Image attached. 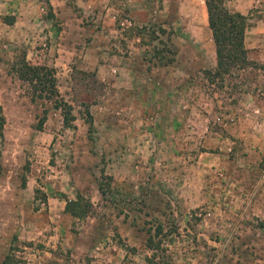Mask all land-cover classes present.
Masks as SVG:
<instances>
[{
	"label": "rangeland",
	"instance_id": "374dc122",
	"mask_svg": "<svg viewBox=\"0 0 264 264\" xmlns=\"http://www.w3.org/2000/svg\"><path fill=\"white\" fill-rule=\"evenodd\" d=\"M226 6L250 64L209 80L202 0H0V263L264 264V0Z\"/></svg>",
	"mask_w": 264,
	"mask_h": 264
},
{
	"label": "trees",
	"instance_id": "16d2710c",
	"mask_svg": "<svg viewBox=\"0 0 264 264\" xmlns=\"http://www.w3.org/2000/svg\"><path fill=\"white\" fill-rule=\"evenodd\" d=\"M206 14V24L210 32L213 44L215 65L212 70L205 71L209 80L222 77L232 69H244L250 64L247 57V50L244 46V31L246 28L247 16L238 11L229 10L226 3L230 0H202ZM2 22L12 24V17H2ZM16 76L24 81L31 89L33 96L51 99L54 109L60 111L63 125L69 126L73 119L70 113V106L58 97L55 86L53 69L46 65H32L21 59L16 67ZM45 119V112L39 118L37 128H40ZM87 122L91 125L90 117ZM3 117L0 114V137L2 136ZM99 189L100 188L99 186ZM101 190V194H102ZM64 210L72 216L84 217L87 208L76 200L65 201ZM157 232L161 229L156 227ZM154 235V234H153ZM152 236L146 240V247L150 250L155 248ZM0 264H18L13 254H6ZM89 264V263H88Z\"/></svg>",
	"mask_w": 264,
	"mask_h": 264
}]
</instances>
